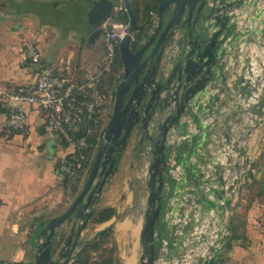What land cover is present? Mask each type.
Here are the masks:
<instances>
[{"label":"water","instance_id":"1","mask_svg":"<svg viewBox=\"0 0 264 264\" xmlns=\"http://www.w3.org/2000/svg\"><path fill=\"white\" fill-rule=\"evenodd\" d=\"M122 4L129 30L119 44L122 73L111 93L108 123L100 133L81 192L62 215L42 226L34 262H74L84 243L82 233L95 215L91 208L114 176L117 162L135 144L138 160H150L138 264H220L227 246L225 241L222 249L209 247L212 254L209 259L195 256V251L206 239V235L197 238V230L206 216L214 214L223 223L231 212L235 192L234 185L227 186V168L215 163L209 153L207 129L197 119L193 124L203 132L202 136L193 135L177 148L182 174L178 180L167 166L172 150L167 141L184 131L182 117L191 101L207 95V87L215 77H224L221 60L228 39L236 42L244 35H236L228 15L231 6L225 0H162L157 12L151 13L141 27L130 0H122ZM90 9L89 23L97 28L90 37L94 40L103 35L101 21L118 12L115 3L109 0L92 2ZM194 49L195 59L204 61L201 71L190 67ZM242 83L244 79L240 77L239 85ZM246 96L250 98V94ZM210 106L211 103L203 108V113H210ZM195 107L198 109L199 105ZM263 110L264 97L251 109V116L261 117ZM241 113L244 115L246 111ZM232 116L236 113L229 118ZM236 123L243 127L242 119ZM257 125L254 120L252 130ZM215 131L229 143L225 127ZM109 232L111 228L98 232L96 237Z\"/></svg>","mask_w":264,"mask_h":264},{"label":"crops","instance_id":"2","mask_svg":"<svg viewBox=\"0 0 264 264\" xmlns=\"http://www.w3.org/2000/svg\"><path fill=\"white\" fill-rule=\"evenodd\" d=\"M70 1L62 6L57 0H0V91L35 84L38 67L21 64V44L29 39L35 41L42 65L72 64L81 80L90 71L86 68L85 58H98V55L83 52L80 58L77 40L96 26L89 23L86 13L91 11L87 7L83 15L88 29L84 33L81 31L83 21L77 30L73 29L69 18L73 16L74 2ZM59 14L67 18H61ZM147 19L148 16L143 18L139 15L137 25L143 26ZM106 20H102L100 25ZM24 109L27 128L20 134L6 128L7 111L3 109L0 114L2 263L35 264L36 241L42 226L67 210L81 192L90 168L81 178L75 195L66 191L65 178L59 172L58 164L72 151V146H64L48 130L45 114L31 105H24ZM107 123L108 111L103 115L101 130ZM215 132L218 134L219 129ZM260 144L256 139L252 142L256 172L253 182L246 185L233 200L229 214L232 234L220 264H264V154L257 152ZM134 146L132 144L117 162L114 176L91 208L95 213L113 209L116 211L114 218L104 224L90 222L82 233V238L88 237L91 232L96 238L98 232L111 228L122 264L139 262L141 231L148 200L150 160L139 161Z\"/></svg>","mask_w":264,"mask_h":264},{"label":"built area","instance_id":"3","mask_svg":"<svg viewBox=\"0 0 264 264\" xmlns=\"http://www.w3.org/2000/svg\"><path fill=\"white\" fill-rule=\"evenodd\" d=\"M225 3L231 6L228 15L236 35L243 34L244 37L236 42L228 39L224 46L225 56L221 60L224 77L211 80L208 94L189 104L187 113L182 117L184 131L167 141V147L172 148L167 166L172 177L180 179L182 174L177 161V148L190 141L193 135L202 136L203 132L193 124L197 119L207 129L209 153L215 163L227 168V186L234 185L236 197L239 189L254 179L256 170L252 142L255 139L261 142L257 152L264 154V110L261 117H252L250 113L264 97V0H225ZM101 27L106 49L104 63L95 71H87L82 80L72 64L42 65L37 45L29 39L21 44V64L38 67L35 84L0 91V107L7 111L5 126L10 132L26 131L24 105H31L46 115L48 130L61 142L72 146V151L58 164L62 176L72 181L87 161L89 139H99L102 117L111 102L110 96L100 91V86L111 73L119 54V44L129 30L128 24H119L112 18H108ZM240 77H243L244 83L239 85ZM209 103L210 113H203V108ZM241 111H246V114ZM233 113L236 116L229 118ZM238 119H242L243 127L236 123ZM254 120L258 121V125L252 130ZM224 127L229 134V143L214 133L216 128ZM229 214L223 223L214 214L206 216L202 227L197 230V238L206 235V239L195 251V256L209 259L212 256L209 247L222 249L223 242H228L232 234Z\"/></svg>","mask_w":264,"mask_h":264},{"label":"trees","instance_id":"4","mask_svg":"<svg viewBox=\"0 0 264 264\" xmlns=\"http://www.w3.org/2000/svg\"><path fill=\"white\" fill-rule=\"evenodd\" d=\"M162 0H142V3L138 4V0H130L132 10L136 16L140 12L144 13L145 16H149L151 13H156L159 7V4ZM119 0H116V4H118ZM113 21L119 23V24H128V16L126 12L119 11L118 13L114 14L112 17ZM122 68V63L120 61V57L117 54V57L115 59V64L113 67V70L109 75H107V79L102 81V84L100 86V91L102 93H107V90L104 88L110 87L114 84V81L116 80V74H118V70ZM3 109L0 107V114L3 113ZM20 134V133H17ZM90 149L87 152V161L84 165L83 170L78 174V177L75 180H69L65 178V188L66 191H69L71 195H75L77 193L78 185L81 181V178L85 175L86 171L91 165L93 154L95 152L96 146L98 144V140L96 138H90L89 139ZM64 146H67L68 144L63 143ZM116 214V211L113 209H106L103 211H100L98 213H95L93 216L91 222L94 224H104L109 222L111 219L114 218ZM165 227V224L163 225ZM113 236V232H109L101 237H96L91 241L83 243L82 248L76 255V258L72 264H99L97 261L92 257L94 254H98L102 249H105V246L108 244L109 239ZM117 252L115 243L112 245L110 249V254H112L110 257L103 259V261L100 264H117V257L115 256V253Z\"/></svg>","mask_w":264,"mask_h":264},{"label":"rangeland","instance_id":"5","mask_svg":"<svg viewBox=\"0 0 264 264\" xmlns=\"http://www.w3.org/2000/svg\"><path fill=\"white\" fill-rule=\"evenodd\" d=\"M67 1L68 0H57V3H61L62 6H63V5H67L66 4ZM71 1H74V4H72L73 16H70V18H69L70 19V24L72 25L73 29H76L77 30L80 27V24H82V21H83V24H82L83 25V28H82L81 31L84 33L85 29H88V27H89L88 22L86 23L84 21V19L86 20V18L83 15V13L87 10V7L88 6H86L84 4V2H83L84 0H71ZM114 1H115V4H116V0H114ZM138 1H139L138 4L140 6V4L142 3V0H138ZM121 2H122V0H119L118 4H116L118 6L117 7V12L123 11V9H124L123 4ZM140 8H141V6H140ZM59 9H60V7H59ZM89 10L91 11V9H89ZM64 14L66 15V13H64ZM59 15L61 16V18H67V16H65V15L64 16H62V14H59ZM139 15L141 17H143V18L145 17V14L142 13V12H140L139 14H137V17L138 18H139ZM84 23H86V24H84ZM74 58H76V56H74ZM103 63H104V61L102 62V59L99 58V57L98 58H90V57L85 58V64L87 65L86 68L87 69H90L91 71H95V69L99 68V66L102 65ZM116 75H118V74H116ZM105 79H107V77ZM112 86L113 85H111L110 87H108L107 93H105L108 96H110V90L112 89ZM102 120H103V117H102ZM100 128L102 129V121H101ZM92 233L93 232H91V234L88 237L83 238L82 242L85 243V242H88L87 240H90V241L93 240L94 239V233L93 234ZM113 244H114V241H113V236H112L109 239L108 244L105 246V249L103 248L102 251H100L98 254H94L92 256L97 261V263L100 264L103 261V259H106V258H108V257H110L112 255V254H110V249H111V247H112ZM115 256L117 257V261H118L117 264H122L120 262V259L118 258L117 252L115 253Z\"/></svg>","mask_w":264,"mask_h":264},{"label":"flooded vegetation","instance_id":"6","mask_svg":"<svg viewBox=\"0 0 264 264\" xmlns=\"http://www.w3.org/2000/svg\"><path fill=\"white\" fill-rule=\"evenodd\" d=\"M98 1L99 0H84L83 2L88 7H90V3L98 2ZM109 1L114 2V0H109ZM86 15H87V18H88L89 17V13L87 12ZM100 26H102V24ZM96 29L97 28H92L89 32L84 33L82 38L77 40L78 52H79L80 58H81L83 52H86V53H88L90 55H93V54L98 55V57L101 58L102 62H103L105 60V57H106V49H105V44H104V40H103V35L100 38H98V39H94V40L90 39V37L92 36V34L94 33V31ZM194 50L195 51L192 52V56H191L190 67L194 71H201V70L204 69V65H203L204 61H200V59H195V57L197 55V50L196 49H194ZM220 53H221V48L219 49V51L217 53L218 56H219ZM120 61H121V59H120ZM218 62H219V59H218ZM218 66L219 65H217V67ZM217 67L215 68V72L217 70ZM118 71H119V73L117 75L116 80L114 81V84H113L112 89H111V93L116 88V83H117V81H118V79H119V77H120V75L122 73V68L120 70H118ZM197 78L201 79L200 76L197 77ZM175 86L178 87L179 83H175ZM177 87L175 88V90H177ZM181 91H182V88L180 89V92ZM110 99H111V94H110Z\"/></svg>","mask_w":264,"mask_h":264}]
</instances>
